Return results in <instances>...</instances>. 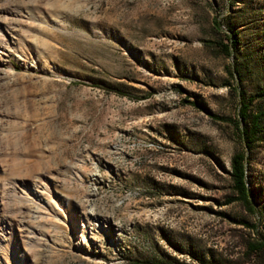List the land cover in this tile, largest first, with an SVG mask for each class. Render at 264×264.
<instances>
[{"label": "rangeland", "instance_id": "rangeland-1", "mask_svg": "<svg viewBox=\"0 0 264 264\" xmlns=\"http://www.w3.org/2000/svg\"><path fill=\"white\" fill-rule=\"evenodd\" d=\"M261 88L264 0H0V264L239 262L264 137L254 215L230 162Z\"/></svg>", "mask_w": 264, "mask_h": 264}, {"label": "trees", "instance_id": "trees-1", "mask_svg": "<svg viewBox=\"0 0 264 264\" xmlns=\"http://www.w3.org/2000/svg\"><path fill=\"white\" fill-rule=\"evenodd\" d=\"M214 27L217 28L218 32L220 31L219 20L216 18L213 21ZM227 43L218 42V45L223 49L224 53L231 55L235 52L241 42L239 35L230 31L229 34L225 35ZM232 77L240 75L239 68H234V74L230 72ZM107 91H112L119 96L129 97L130 94L127 90L123 89H111L100 85ZM258 95L264 97V90L261 88L258 90ZM240 94V93H239ZM242 100H244V92L241 94ZM262 113H250L249 105L242 102L238 110V120H239V139L243 146L242 150L236 151L233 153L230 162V171H229V186L231 196L228 198L227 203L237 202L238 204L245 206L248 209V212L252 215L255 213L254 203L251 199L252 189L248 186L247 181V172H246V163L248 161V152H250L258 140L264 137V129L262 126ZM244 223V222H243ZM252 232V236H249L246 240L245 247L242 251V259L239 262L233 261L229 258L216 260L213 257L206 260L204 257H197V255L192 259L190 263L180 262L174 260L175 264H264V233L257 231L256 225L246 224ZM139 263L141 264H166L159 260H142ZM138 263V264H139Z\"/></svg>", "mask_w": 264, "mask_h": 264}]
</instances>
